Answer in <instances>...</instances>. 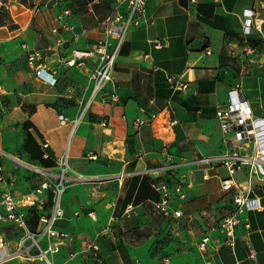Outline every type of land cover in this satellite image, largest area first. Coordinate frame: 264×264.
<instances>
[{
  "label": "crops",
  "instance_id": "1",
  "mask_svg": "<svg viewBox=\"0 0 264 264\" xmlns=\"http://www.w3.org/2000/svg\"><path fill=\"white\" fill-rule=\"evenodd\" d=\"M261 2L264 0H148L151 23L128 30L116 61L120 102L95 100L77 125H61L60 114L70 120L77 118L91 96L89 74L96 63L90 59L86 67H69L60 66L61 60L73 49L90 47L104 38L100 22L113 12L117 0H9L6 7L14 26H0V75H6L0 78V110L5 111L0 115V158L6 162L0 164L5 176L0 192L15 195L17 178L8 173L9 168L36 166L56 173L68 153L70 182L62 194L65 215L57 228L67 231L75 243L63 251L94 240L101 247L102 264H264V187L255 191L263 208L244 212L233 252L223 242L219 218L213 211L205 207L189 210L208 204L223 190L221 178L228 173L223 176L220 169L225 167L212 168L210 173H214L204 179L206 165L195 163L194 155L181 162L173 153L175 145L193 141L201 157L220 154H205L206 143L200 137L206 136L210 123L219 121L216 110L229 101V90L237 85H241L255 115L264 116V106L259 112L252 102L264 99V68L245 70L254 49L245 47L246 55L236 49L238 37H264V23L262 34L256 29L251 35L243 34L244 10L254 8L257 16L264 18ZM66 9L69 14L64 13ZM23 44L40 50L44 64L58 69L55 85L35 75ZM74 73L83 76L81 95L73 94L74 87L68 83ZM168 74L175 77L174 83L168 81ZM66 77L67 83L63 81ZM177 81L187 87L173 88ZM61 85L65 90L58 95L74 98L77 104L58 111L47 103L54 99L52 89ZM6 99H11V105L5 104ZM28 103L35 108H27ZM154 112L159 114L154 123L137 130L135 119ZM219 125L224 141L220 121ZM109 149L115 151L114 156ZM169 164H176V168H163ZM183 168H188V173L181 171ZM183 175L187 197L179 207L184 211L182 221L190 224L192 233L183 241L192 243V249L162 257L150 252L149 240L139 236L152 210L160 213L154 205L160 193L152 181L169 177L174 184ZM50 195L47 203L52 207L45 213L52 212ZM129 205L135 207L136 214L126 217ZM161 215L172 222L178 220ZM26 224L31 231L42 226L39 222L31 227ZM195 228L200 233H195ZM205 235L211 239L203 257L196 242ZM251 247L256 259L249 256ZM90 263L95 264L92 258Z\"/></svg>",
  "mask_w": 264,
  "mask_h": 264
},
{
  "label": "built area",
  "instance_id": "2",
  "mask_svg": "<svg viewBox=\"0 0 264 264\" xmlns=\"http://www.w3.org/2000/svg\"><path fill=\"white\" fill-rule=\"evenodd\" d=\"M147 1L117 0V6L113 12L100 22L104 38L90 47L73 49L68 56L62 58L60 66L82 68L87 66L90 59H95L96 63L89 74V78L93 82L91 96L77 118L70 120L65 115L60 114L61 125L69 122L77 125L95 100H99L103 104L120 102L114 74L116 61L128 30L151 23L152 20L148 16ZM190 1L198 3L200 0ZM259 5L264 8L263 2ZM64 13L69 14L70 10L66 9ZM242 18L244 35H251L255 29L261 31L264 18L257 16L254 8L245 9ZM64 27H68V25L65 24ZM23 49L28 64L35 75L51 85H55L58 69L48 68L44 64L40 50L30 48L27 44H23ZM167 79L171 84L176 80L170 74L167 75ZM172 86L173 88L184 89L187 84L177 81ZM158 115L157 112H154L146 117L139 116L135 119L134 126L137 130L143 126H151ZM216 116L221 124L224 142L231 144L232 149L219 155L202 156L200 160L194 162L206 165L203 172L204 179H209L211 169L218 165L224 166L227 170L228 175L221 178V188L233 193L234 208L229 215L221 220L219 227L223 234V242L235 252L237 246L236 232L241 223L242 215L246 211L263 208L260 196L255 191L264 187V116L255 115L241 85L229 90V101L217 108ZM44 146L47 147L48 143H45ZM45 156L48 157V154L45 153ZM91 156L93 155L90 154ZM67 157L68 153L60 163V166L62 165L60 173H55L48 168L29 166L35 172L42 174L44 179L31 194L24 196L27 199L26 202L23 203V199L17 198L11 191L0 192V258L4 256L3 252L7 243L4 231L10 224H18L26 230L23 240L26 238L34 239L38 245L41 258H46L49 264H54L50 258L51 255L60 253L63 247H70V234L57 228V222L65 215L62 194L70 182L67 175V171L70 169ZM163 168L172 170L176 168V164H169ZM53 178H56L58 182H54ZM81 179L86 178L82 176ZM253 179H256L259 185H256ZM4 181L3 167L0 165V184ZM152 185L160 193V200L154 203L155 208L168 218H182L184 211L179 205L187 197L185 176L183 175L174 184H172L171 178L160 177L154 179ZM50 194H52L53 199L52 212L42 213L39 218V223L42 226L37 231H31L26 224V213L22 207L35 205L37 202V207L41 208L47 202ZM134 214H136L135 207L129 205L125 210L126 217H131ZM210 239L209 235H205L197 245L198 252L203 257L208 252ZM250 250V258L256 259V251L252 247ZM80 252L87 253L95 264L103 263L101 247L94 240L84 241ZM77 253L71 249L69 258L73 259ZM236 264H240V262L238 261Z\"/></svg>",
  "mask_w": 264,
  "mask_h": 264
},
{
  "label": "rangeland",
  "instance_id": "3",
  "mask_svg": "<svg viewBox=\"0 0 264 264\" xmlns=\"http://www.w3.org/2000/svg\"><path fill=\"white\" fill-rule=\"evenodd\" d=\"M26 6L33 7V4H28V2H24ZM7 5H9V0H0V8L1 11L4 9L8 11ZM9 12V11H8ZM9 16L11 17L10 13ZM36 23V18L34 20ZM264 31V27H263ZM260 33V31H259ZM262 34V33H260ZM237 41L239 43V47L236 48L240 50V55H246L245 47H250V45L253 47L254 52L250 55H248L249 60L248 62H245V70H249L250 68L257 67V69L264 68V37L255 35L252 38L248 37H238ZM3 64V60L2 63ZM6 67V65L4 66ZM6 75H0V78L3 80L5 79ZM70 82L73 85V94H82V86L85 84L82 83L83 76L80 75V73L72 74V76L69 78ZM65 83L68 81V77L64 78L63 80ZM66 87V85L64 86ZM51 88H48L46 91H50ZM53 91L50 92V95L54 98L53 100L49 101L47 103V106L54 107L58 111H61L63 107L65 106H71L76 105L77 100L74 98H68V97H62L58 95V92H62L65 90V88H62V85L58 87L57 89L53 88ZM253 106L255 109H257L259 112L263 110L264 106V99L258 98L257 101H252ZM6 105H11V99H6L5 101ZM27 108L30 110L34 109L35 107L31 104H26ZM5 113L4 110H0V115L3 116ZM215 116V112H214ZM206 136H201L200 140H203L206 144L204 145L205 148H203V152L205 154H223L224 152L228 151L230 149L231 145L229 144L226 146L223 142L221 131H220V125L219 121L215 120L212 123H210L204 132ZM200 140H196L200 145ZM203 143V142H202ZM175 150L173 153L177 154L180 158L178 159L181 162H187V158L190 159L194 155L193 161H198L201 158L200 152H195L197 150V146L192 141H189L188 143H183L179 145H175ZM110 155L114 156L115 151L113 149H109ZM219 155V154H218ZM0 164L6 165L5 160H2L0 158ZM62 165L59 167V170L56 173H60ZM202 167V166H198ZM188 168H183L181 171L188 173ZM220 173L223 176L227 175L226 168H221ZM8 173H10L13 177L17 178L16 186H15V195L18 198L23 199L22 202H26L27 199H25L24 195L31 194L35 188H37L40 183L43 181L44 176L38 172H35L32 168L26 165H20L16 167H11L8 169ZM201 176V170L196 171ZM211 173H214L212 171ZM54 182H58L56 178H53ZM52 207L51 203L45 202L41 208L37 207V202L34 205H24L23 211H25L26 215V221L28 225L34 226V220L31 219V216H37L38 214L45 213L46 210H50ZM205 207L210 212L213 211L212 215L218 217V223L220 224L221 220L229 215L234 208L233 205V193L228 190H221V192L214 197L208 204L200 205L195 208H191L189 210L195 211L197 208H203ZM216 220V222H217ZM178 224V225H177ZM58 225V222H57ZM190 224H184L182 221V218L176 220L175 222H172L171 220H168L167 218H164L160 213H158L156 210H152V216L145 225V227L140 230L139 236L143 241H148V248L149 251L153 254H159L162 257H169L171 253L175 252H183L186 251L188 253L191 252L190 249H192V243H186L183 241V239H190L192 237V233H190ZM192 226L194 224L192 223ZM196 229V228H195ZM200 231L198 229L195 230V233ZM26 230L19 226L18 224H10L6 227L4 231V237L7 241L6 246L4 248L5 251L8 252L9 256L5 257L4 260L0 261V264H49V261L46 258H41L40 251L38 249V245L36 241L32 238H26L23 240V236L25 234ZM195 235V234H193ZM196 242L198 244L201 239ZM195 239L196 236H195ZM71 242L73 244L74 239H71ZM75 243V242H74ZM73 250L77 251L76 257L73 259L69 258V252H66L65 250L58 254H55L51 257L52 262L54 264H92L90 263V257L85 252H80L82 248V244H75L73 245ZM15 255V256H13ZM12 256V257H11ZM10 257V258H9ZM165 262V261H164Z\"/></svg>",
  "mask_w": 264,
  "mask_h": 264
},
{
  "label": "trees",
  "instance_id": "4",
  "mask_svg": "<svg viewBox=\"0 0 264 264\" xmlns=\"http://www.w3.org/2000/svg\"><path fill=\"white\" fill-rule=\"evenodd\" d=\"M3 25H9L11 27L14 26V24H13V22L9 16V12L4 10V9L2 11H0V26H3ZM51 197L52 196L50 195V199H51ZM39 218H40V214H38L36 217L32 216V219L34 220L35 223L39 222Z\"/></svg>",
  "mask_w": 264,
  "mask_h": 264
},
{
  "label": "bare ground",
  "instance_id": "5",
  "mask_svg": "<svg viewBox=\"0 0 264 264\" xmlns=\"http://www.w3.org/2000/svg\"><path fill=\"white\" fill-rule=\"evenodd\" d=\"M3 254H4V256H3L2 258H0V261L4 260L5 257L9 256L8 252L5 251V250H4ZM13 256H15V255H13ZM11 257H12V256H11ZM9 258H10V257H9Z\"/></svg>",
  "mask_w": 264,
  "mask_h": 264
}]
</instances>
